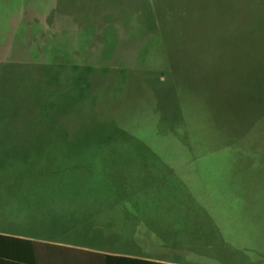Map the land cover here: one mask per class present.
<instances>
[{
    "label": "rangeland",
    "instance_id": "rangeland-1",
    "mask_svg": "<svg viewBox=\"0 0 264 264\" xmlns=\"http://www.w3.org/2000/svg\"><path fill=\"white\" fill-rule=\"evenodd\" d=\"M133 3L0 0V59L17 51L24 67L47 75L50 90L61 79L59 89L46 96L40 82L25 73L17 81L22 91L16 96L22 99V125L0 127V139L20 145L31 140L67 143L68 148L42 150L97 162L101 174L94 178L103 194L115 191L129 197L131 205L145 210L138 214L152 223H172L163 229L171 236L181 222L233 221L241 226L236 234L240 257L233 262L264 261V172L252 175L253 167L264 168V31L257 28L259 15L255 23L242 21L244 32L216 37L206 45H201L199 29L192 37L199 52L187 64L214 67L215 78L231 71L234 78L224 81L232 78L240 102L211 110L197 96L177 90L166 98L160 114L152 115L146 108L154 88L132 82L141 39L136 35L142 34L132 18ZM223 40L236 48H225ZM239 55L242 63L235 58ZM124 67L130 70L120 74ZM169 93L166 89L164 95ZM47 97L56 110L58 105L66 111L72 106L63 123L68 127H36L40 118L47 122ZM141 106L145 108L137 112ZM238 182L244 187L236 191ZM254 183L256 189L250 188Z\"/></svg>",
    "mask_w": 264,
    "mask_h": 264
},
{
    "label": "crops",
    "instance_id": "crops-1",
    "mask_svg": "<svg viewBox=\"0 0 264 264\" xmlns=\"http://www.w3.org/2000/svg\"><path fill=\"white\" fill-rule=\"evenodd\" d=\"M20 144L0 141V264H106V256L235 264L240 257L241 226L233 221L181 222L171 236L163 229L172 223H152L115 191L104 195L97 162L41 150L59 143Z\"/></svg>",
    "mask_w": 264,
    "mask_h": 264
},
{
    "label": "trees",
    "instance_id": "trees-1",
    "mask_svg": "<svg viewBox=\"0 0 264 264\" xmlns=\"http://www.w3.org/2000/svg\"><path fill=\"white\" fill-rule=\"evenodd\" d=\"M133 1L132 18L135 17L137 23H140V29L142 28L140 32L142 34L136 35L138 39H141H139L140 48L138 51L137 49L135 50L136 61L132 63V82L136 85L148 84L154 88L151 94V105L146 108L150 110L152 115H159L160 108L165 104L166 98L176 96L177 90L197 96L199 101L207 104L211 110L228 109L235 106V103L240 102V95H237L240 90L236 85L231 84L232 78L228 80V84H225L226 82L224 81L228 79L229 75L234 78V74L231 71L224 77L218 76L215 78L216 68L208 66L196 67L193 64H187V60H193L196 57L195 54L199 52L196 47L197 41L196 43L194 42L196 38L193 39L192 37L199 29L202 33L199 38L201 45H206L211 43L216 37L225 38L228 34L230 36L238 32H244L241 30L245 27L242 25V21L245 24L255 23L256 15L260 17L257 21V28L264 31V0ZM90 18H93L94 21L97 20L94 14ZM204 30L206 32H203ZM210 33L213 36L212 38H210ZM223 46L232 50L236 48L234 44H227L226 40H223ZM241 46L242 44L238 47L239 51ZM17 54V51H13L8 56V59H5L6 55L4 59H0V127H21L22 125L23 119L21 115L24 112L21 105L22 99H18L16 96H19V92L22 91L18 90L17 85H20V83H17V81H22L21 77L25 73L30 80L33 79V81L37 80V82H40L41 88H43L42 92L46 96L55 93L60 85L61 79H58L59 83L56 84L57 86L50 90L51 83H48L47 75L41 71L32 72V69L24 67L21 62L17 61L20 60L16 57ZM235 58L242 63L240 60L241 56ZM129 70V67H124L119 70V73L128 72ZM262 74L264 79V73ZM68 76L71 77V75ZM83 86L84 84H82ZM166 89L170 90L167 97L164 95ZM262 91L264 92V87ZM80 92L85 95L86 91L80 90ZM55 104L53 100L49 102V97L46 98V105H44L47 122L46 124L42 123L40 118L36 127H68L66 124L63 126V123L65 122V117L67 118L70 112L74 111L72 106L66 111L64 108L60 109L58 105V110H56L53 108ZM143 108L145 107L141 106L136 111L142 112ZM219 127H225V125ZM0 141L17 142L16 140L5 139H0ZM29 143H35V140H31ZM44 143L53 144L50 141H44L41 144ZM59 144L63 146L61 148H68L69 146L67 143ZM241 150V148H237L238 154L242 153ZM62 154L65 153L62 152ZM252 172V175L261 177L263 174L260 172H264V168L255 166L252 168ZM240 186L244 187L238 182L233 187L237 191ZM249 187L256 189L255 183L250 184ZM258 187L261 188L262 184L260 183ZM250 205L255 206L254 204ZM105 258L106 264H164L113 256H106Z\"/></svg>",
    "mask_w": 264,
    "mask_h": 264
}]
</instances>
